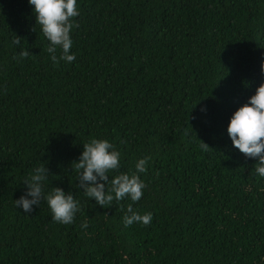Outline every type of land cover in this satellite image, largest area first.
<instances>
[{
    "label": "trees",
    "instance_id": "16d2710c",
    "mask_svg": "<svg viewBox=\"0 0 264 264\" xmlns=\"http://www.w3.org/2000/svg\"><path fill=\"white\" fill-rule=\"evenodd\" d=\"M77 8L76 59L53 64L28 0H0V264H264V178L227 134L264 83V0ZM92 138L120 152L121 173L149 158L133 207L150 224L125 228L130 199L101 208L76 186L70 164ZM41 164L45 192L80 203L70 225L46 201L31 213L14 203Z\"/></svg>",
    "mask_w": 264,
    "mask_h": 264
},
{
    "label": "clouds",
    "instance_id": "9594fccd",
    "mask_svg": "<svg viewBox=\"0 0 264 264\" xmlns=\"http://www.w3.org/2000/svg\"><path fill=\"white\" fill-rule=\"evenodd\" d=\"M35 17V25H39L42 35L49 42L46 51L53 64L61 61L73 62L76 57L70 54L73 47L71 33L79 27L74 18L79 15L77 0H28ZM21 38L15 37L13 43L19 45ZM31 55L22 50L18 57L23 59ZM261 74L264 75V58L261 60ZM227 134L232 146L246 158L256 160L254 172L264 178V83L256 88L247 103L239 107L231 116ZM201 149L207 151L208 145L200 141ZM82 152L76 161L71 162L77 174V187L83 194L94 200L101 207L111 206L113 201L130 199L123 216L125 228L133 224L148 225L152 221V214H140L133 204L143 196L146 187L139 174L147 171L149 158L138 160L135 172L132 174L119 172V151L106 139L92 138L82 144ZM117 172L110 177L109 173ZM48 169L44 164L35 167L30 176L23 182L27 187L25 195L15 200L16 207L24 213H31L33 206L46 201L51 212L52 220L56 223L70 225L74 222L76 214L81 210L80 203L71 193L66 194L60 188H52L45 192V182ZM100 181V182H98ZM30 197V199L28 198ZM86 223L81 228H87Z\"/></svg>",
    "mask_w": 264,
    "mask_h": 264
}]
</instances>
